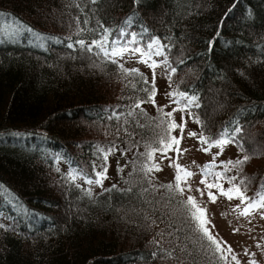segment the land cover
<instances>
[{"label": "trees", "instance_id": "trees-1", "mask_svg": "<svg viewBox=\"0 0 264 264\" xmlns=\"http://www.w3.org/2000/svg\"><path fill=\"white\" fill-rule=\"evenodd\" d=\"M100 25L137 35L129 47L159 38L167 46L168 64L155 60L162 74L153 80L138 70L149 84L125 79L81 50L75 41ZM157 82L167 94L195 95L199 107L174 111L187 101L172 98L144 103L138 119L145 126H136L128 106L152 84L156 98ZM159 107L196 133L238 125L227 145L234 153L216 163L249 155L241 171L225 175L250 178L247 194L256 192L264 179V0H0V264H206L180 250L192 248L187 226L176 231L184 197L161 187L172 183L159 177L162 170L147 178L138 171L144 145L161 132ZM113 111L128 123L108 119ZM97 144L116 150L104 161ZM163 160L168 166L157 153ZM104 166L103 187L86 183Z\"/></svg>", "mask_w": 264, "mask_h": 264}, {"label": "snow or ice", "instance_id": "snow-or-ice-1", "mask_svg": "<svg viewBox=\"0 0 264 264\" xmlns=\"http://www.w3.org/2000/svg\"><path fill=\"white\" fill-rule=\"evenodd\" d=\"M87 23V21H85ZM85 29H79L76 33L77 36H80ZM93 33L90 39H78L75 41L79 45L81 50L84 52L90 53L92 56H95L98 60L101 61V64L110 63L116 67L117 72L122 74V76L127 79L128 77L139 78L138 82L143 84H149L147 78L143 77V74L138 71V69L126 68L124 64L120 63V59L124 57L125 54H130L131 56L139 55L140 63L148 64L149 67L155 69L159 65L152 61L153 56H164V63L168 64L167 56L164 53V48L166 45H162L159 38H153L151 42L145 45V48L129 47V45L138 44L139 40L137 35L127 33L123 28L119 29H109L100 25V30H89ZM147 32V29L144 30ZM114 33H117L115 36ZM125 35H131V39L125 43L123 46L120 45V38ZM68 39H71L69 37ZM68 48H73V44H67ZM146 49V50H145ZM151 61V63H149ZM101 64L94 62L95 67H101ZM175 69L172 70L174 73ZM171 74H169V79ZM153 80H155V72H153ZM133 89H136V84L129 81V85ZM140 91L145 92L147 95L144 98H135L133 104L129 105V110L126 113L127 117H131L135 120L136 126L144 127L145 125L140 124L139 117L146 115L142 105L144 103H152L155 105V95L156 89L155 85L152 84L151 89L141 88ZM170 98L173 99L174 103H179L180 100H186L187 103L174 111H188L189 108L193 105L199 107L197 103V97L195 95L188 96L184 92H179L174 90L167 94ZM139 110L138 112L136 110ZM158 111L160 117L158 122L154 125L155 128H160L161 132L155 134V139L151 143H146L144 145L145 151L141 153L143 161L140 163L139 172H142L144 176L150 177L151 173L161 171V163L156 162V155L159 153L163 158L170 161L169 167H173L175 170L174 181L172 183L162 185L168 193H171L172 196H182L183 200L178 201L182 208L183 221L181 227L177 228L176 231L179 232L186 225L191 236H187L186 239L191 243L192 248L189 250L188 245L185 244L180 250L186 252L187 255L192 256L194 253L204 257L206 264H241V261L238 259L237 254L234 252L230 245H227L225 241L219 238L218 234H214V225L209 227L211 220L208 216L207 202L216 203L217 194L219 196L225 197L227 200H238L239 204L232 208V212L238 213L239 217H253L255 214H258L261 219H264V179L261 180V183L257 186L256 192L249 196L248 188L251 184V179L248 177L239 178L238 177L226 176L225 173L236 169L237 171L242 170V166L248 162L250 159L249 155H244L243 159L228 160L226 162H221L220 164L216 163L217 157L223 153L225 146L236 142V135L240 133L241 128L237 125L232 127H225L215 136L206 135L204 132H188L189 137H195L198 140V143L202 145L199 149L205 153L210 152L213 148L218 149L213 156L212 160L199 167V175L201 179L199 184L203 185V188L196 187L193 189L192 184L190 183L191 178L197 173L185 168L176 162V159L168 155L169 152H175L177 157L182 156L188 149H181L180 144L185 134L186 122L184 118L181 117L180 123H177L173 119L172 112H165L163 107H159ZM189 115H192L189 112ZM115 119L120 123V115L116 111H113L108 119ZM194 122L197 124H202L198 117H194ZM128 120L125 119L120 126L127 124ZM179 130V136L173 135L172 133ZM126 131V129H125ZM130 135V133H129ZM156 145L155 147L153 145ZM95 152L102 158L104 161H107L108 156L116 150V145L112 144L110 146L104 145H93L92 146ZM242 149V145L240 146ZM195 163V162H193ZM217 167L223 168V171H215ZM59 171V169H57ZM75 170H73L74 172ZM107 168L106 166L102 167L100 172L96 173L97 179H87L86 183L88 184H101L102 180L106 178ZM70 178L74 181L75 175L72 173L69 174ZM226 182L230 187L225 188L224 183ZM151 183V180H149ZM115 188V185H113ZM130 190V189H129ZM215 190V191H213ZM147 191V189H145ZM193 191L200 194V197L203 198L207 196V202H202L201 199H198L197 196L191 195ZM90 195V193H88ZM243 206V207H242ZM248 223H251L249 219ZM3 227V225H0ZM239 228L234 229V232H238ZM251 231V229H249ZM158 235H162L159 233ZM195 237L193 240L192 237ZM179 238V237H178ZM258 248L264 250V246L257 244ZM245 256H250L247 249L243 253ZM166 255L171 256V252L166 253ZM255 254H251L254 256ZM155 256V253H153ZM250 256L248 264H257V261L252 259Z\"/></svg>", "mask_w": 264, "mask_h": 264}, {"label": "rangeland", "instance_id": "rangeland-1", "mask_svg": "<svg viewBox=\"0 0 264 264\" xmlns=\"http://www.w3.org/2000/svg\"><path fill=\"white\" fill-rule=\"evenodd\" d=\"M158 57L159 56H153L152 61H155ZM139 60V55L131 56L130 54H125L124 57L120 59V62L126 66L144 71L149 76H152L153 72H155L156 77L162 74L161 69L158 67L155 69L149 68L148 64L140 63ZM149 63H151V61H149ZM157 84L159 86V93L155 98V102L157 104L169 105L171 103V98L165 92L164 85H161L160 82H157ZM179 120L180 119L178 118V121ZM187 128L188 129L185 130V134L192 132L189 127ZM180 147L181 149H188V151L179 157H177L176 153H172L171 157L176 159V162L180 165L193 171L194 173H197V175H194L190 180L193 189L196 187L203 188L204 186L199 184L201 176L199 175L198 166L201 167L205 162L209 161L219 150L212 149L208 153L200 151L199 149L202 145L196 143L191 138L187 137V135H185L182 139ZM233 153L234 152L230 146H225L223 153L219 156V159L231 156ZM161 169L162 174L159 177L173 182L174 173L172 171V167L167 166L164 160L161 163ZM108 182L109 181H107V184ZM105 183L106 182L95 185L91 184V186L98 189L103 187ZM188 194L197 196V198L201 199L202 202H207V196L201 198L200 194L195 191ZM237 204H239V201H229L223 196H219V194H217L216 203L213 204L211 202H207L208 216L211 220L209 227L214 225V234H218L219 238L232 247L234 252L237 254L238 259L241 261V264H248V260L253 253L255 255L251 256V258L256 260L257 264H264V250L257 247L258 243L264 246V219H261L258 214L248 218L239 217L238 213L232 212V208ZM249 219H251V223H248ZM237 228H239V231L234 232V229ZM249 229H251V231H249ZM245 249H247L250 256H245L243 254Z\"/></svg>", "mask_w": 264, "mask_h": 264}]
</instances>
